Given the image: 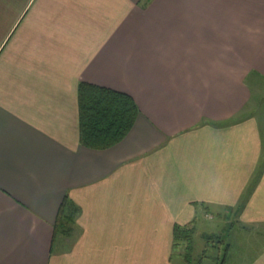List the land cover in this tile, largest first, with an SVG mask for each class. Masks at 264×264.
Returning a JSON list of instances; mask_svg holds the SVG:
<instances>
[{"label": "crops", "instance_id": "1", "mask_svg": "<svg viewBox=\"0 0 264 264\" xmlns=\"http://www.w3.org/2000/svg\"><path fill=\"white\" fill-rule=\"evenodd\" d=\"M80 82L138 105L116 145L80 143ZM263 105L264 0H0V264H187L213 212L264 264Z\"/></svg>", "mask_w": 264, "mask_h": 264}, {"label": "trees", "instance_id": "2", "mask_svg": "<svg viewBox=\"0 0 264 264\" xmlns=\"http://www.w3.org/2000/svg\"><path fill=\"white\" fill-rule=\"evenodd\" d=\"M78 107L79 141L83 146L92 149H107L122 141L139 115L138 105L129 94L87 82H80L78 85ZM70 210L65 197L58 209L54 236L71 222ZM194 232L193 222L185 226L176 225L174 228V247H177L181 239L188 242L184 255L187 264L193 262L189 257ZM224 250L226 255L228 245ZM202 258L203 256L200 257ZM216 264H225V256L216 260Z\"/></svg>", "mask_w": 264, "mask_h": 264}, {"label": "rangeland", "instance_id": "3", "mask_svg": "<svg viewBox=\"0 0 264 264\" xmlns=\"http://www.w3.org/2000/svg\"><path fill=\"white\" fill-rule=\"evenodd\" d=\"M260 117L264 118V105ZM71 214L74 215V213ZM73 218L75 220L74 216L71 217V219ZM74 220H71V222ZM232 221L233 215H229L227 212H221L220 214L213 212L209 213L207 217L198 216L196 222H193L195 232L193 241L191 242L192 249L190 251V257L195 256L199 259L204 255V259H199L198 264H216V260L218 261L225 256L224 248L228 245L226 243V237L228 238L230 236L229 233L232 230ZM186 246L187 240L185 243V248L187 249ZM177 247V253H180V240ZM186 249H184V253ZM178 259L180 262V256Z\"/></svg>", "mask_w": 264, "mask_h": 264}]
</instances>
